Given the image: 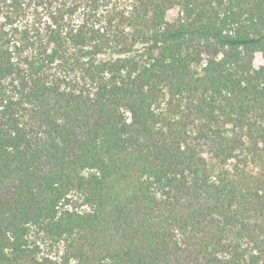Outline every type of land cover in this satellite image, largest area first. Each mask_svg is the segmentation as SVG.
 <instances>
[{
	"label": "trees",
	"instance_id": "16d2710c",
	"mask_svg": "<svg viewBox=\"0 0 264 264\" xmlns=\"http://www.w3.org/2000/svg\"><path fill=\"white\" fill-rule=\"evenodd\" d=\"M0 264H264V0H0Z\"/></svg>",
	"mask_w": 264,
	"mask_h": 264
},
{
	"label": "rangeland",
	"instance_id": "374dc122",
	"mask_svg": "<svg viewBox=\"0 0 264 264\" xmlns=\"http://www.w3.org/2000/svg\"><path fill=\"white\" fill-rule=\"evenodd\" d=\"M175 17H176V12H175V11L172 12V13H170L169 18H170L171 20H173ZM257 64H258V65L260 64L259 60L257 61Z\"/></svg>",
	"mask_w": 264,
	"mask_h": 264
}]
</instances>
